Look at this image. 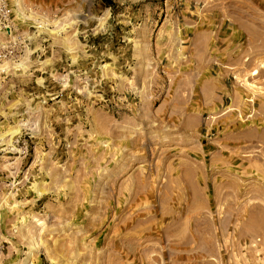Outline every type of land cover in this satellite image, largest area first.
<instances>
[{
	"label": "rangeland",
	"instance_id": "374dc122",
	"mask_svg": "<svg viewBox=\"0 0 264 264\" xmlns=\"http://www.w3.org/2000/svg\"><path fill=\"white\" fill-rule=\"evenodd\" d=\"M0 264H264V0H3Z\"/></svg>",
	"mask_w": 264,
	"mask_h": 264
},
{
	"label": "built area",
	"instance_id": "2783aa9c",
	"mask_svg": "<svg viewBox=\"0 0 264 264\" xmlns=\"http://www.w3.org/2000/svg\"><path fill=\"white\" fill-rule=\"evenodd\" d=\"M7 18L6 3L3 0H0V21H7ZM3 53H7V51H0V61L4 58Z\"/></svg>",
	"mask_w": 264,
	"mask_h": 264
}]
</instances>
